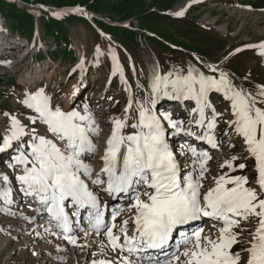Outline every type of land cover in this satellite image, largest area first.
Segmentation results:
<instances>
[{
	"label": "snow or ice",
	"instance_id": "6c2138e0",
	"mask_svg": "<svg viewBox=\"0 0 264 264\" xmlns=\"http://www.w3.org/2000/svg\"><path fill=\"white\" fill-rule=\"evenodd\" d=\"M174 15L183 16L184 10ZM245 47L258 48L264 56V42ZM96 54L101 55L99 47ZM112 58V74L119 72L124 81L114 53ZM83 64L81 59L77 67ZM204 67L207 72L191 64L166 72L157 68L145 102L136 101L135 110L129 87L122 116L111 117L102 154L94 142L100 128L87 104L82 110H65L53 104L44 88L26 90L21 103L29 110L27 123L3 113L7 121L0 128V155L7 156L3 163L11 173L0 169V211L16 215L9 207L14 192L31 197L39 205L34 211L48 215L45 232L81 249L98 246L91 264H264V84L249 90L218 66ZM213 95L220 98L218 104ZM164 97L186 104V120L171 111L157 112ZM218 105L227 107L221 112ZM220 123L226 125L228 146L238 140L246 155L224 159L222 171L206 187L212 156L198 144L221 148ZM170 135L185 138L178 152ZM98 154L97 169L86 161ZM250 161L255 171L251 181L243 174ZM103 196L122 202L112 208L110 220L105 219ZM125 212L127 218L117 222ZM205 217L220 225H213L214 234L199 226L184 230ZM83 220L87 228L81 226ZM242 222H254V228L236 251L246 231ZM77 231L83 233L82 243Z\"/></svg>",
	"mask_w": 264,
	"mask_h": 264
},
{
	"label": "rangeland",
	"instance_id": "374dc122",
	"mask_svg": "<svg viewBox=\"0 0 264 264\" xmlns=\"http://www.w3.org/2000/svg\"><path fill=\"white\" fill-rule=\"evenodd\" d=\"M186 1L0 0V128L6 125L4 112L27 123L29 110L21 103L23 95L26 90L42 87L53 104L62 109L82 110L87 104L100 128L94 142L102 152L106 135L111 132V117L122 116L128 104L129 87L135 110L136 101L145 102L151 75L157 68L166 72L191 64L207 72L204 64H214L237 84L243 81L249 90L264 84V56L258 48L245 47L264 42V0H194L183 16L174 15ZM238 48L242 51L236 52ZM113 53L124 81L119 72L112 74ZM81 59L82 68L77 67ZM211 99L218 104L220 98L213 95ZM185 106L164 97L156 110L171 111L174 117L186 120ZM225 107L218 105L217 110L223 112ZM225 128L223 123L218 126V138L224 143L211 155L206 187L212 176L222 171L219 164L224 159L238 153L246 155L238 140L233 141L234 147L228 146V138L223 136ZM6 159L0 155V169L11 173L3 163ZM94 165H98L97 160ZM243 174L250 181L254 178L251 161ZM13 199L9 207L16 215L0 211V264H91V253L99 255L98 247L81 249L51 236L34 209L19 204L24 198L18 192ZM241 228L246 231L242 242L234 246L236 251L245 246L243 239L249 238L247 230L254 228V222H242ZM77 234L80 237L83 233Z\"/></svg>",
	"mask_w": 264,
	"mask_h": 264
},
{
	"label": "bare ground",
	"instance_id": "6f19581e",
	"mask_svg": "<svg viewBox=\"0 0 264 264\" xmlns=\"http://www.w3.org/2000/svg\"><path fill=\"white\" fill-rule=\"evenodd\" d=\"M193 1L194 0H187L186 2H184L183 3V5H182V7H181V10L183 9H185V8H187L191 3H193ZM25 50H27V49H25ZM29 53H30V51L29 52H27V54H26V56H28L29 55ZM38 71H40V70H38ZM39 75V74H38ZM36 76V75H35ZM35 76H34V78H35ZM85 78H86V76H85ZM31 81H34V79L33 80H31ZM74 93V92H73ZM71 96H75V94H73V95H71ZM72 99H73V97H71ZM100 154H102V152L100 153ZM97 161H98V165H94L93 164V166H95L94 168H99L100 167V163H99V155H98V157H97ZM86 162H88V161H86ZM33 202H35V201H33ZM35 204H37V203H35ZM111 211H112V208L113 207H108ZM117 221H118V219H117ZM211 222L213 223L214 221H212L211 220ZM43 224H46L47 226H48V218H47V220H44V223ZM84 227V226H83ZM189 229H191V227L189 228ZM80 238H81V240H83V234H81L80 235ZM92 240H94V239H96L95 237H92L91 238ZM51 243V242H50ZM95 246V249H96V247H98L96 244H92V246H91V249L93 248ZM97 250H99L98 248H97ZM98 255V254H97ZM134 258V257H133Z\"/></svg>",
	"mask_w": 264,
	"mask_h": 264
}]
</instances>
